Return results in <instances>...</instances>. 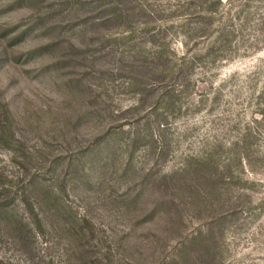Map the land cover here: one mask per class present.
Here are the masks:
<instances>
[{
    "label": "rangeland",
    "instance_id": "1",
    "mask_svg": "<svg viewBox=\"0 0 264 264\" xmlns=\"http://www.w3.org/2000/svg\"><path fill=\"white\" fill-rule=\"evenodd\" d=\"M33 174L89 218L80 264H183L211 224L195 264H264V0H0V185Z\"/></svg>",
    "mask_w": 264,
    "mask_h": 264
},
{
    "label": "trees",
    "instance_id": "2",
    "mask_svg": "<svg viewBox=\"0 0 264 264\" xmlns=\"http://www.w3.org/2000/svg\"><path fill=\"white\" fill-rule=\"evenodd\" d=\"M224 38V37H223ZM212 52V50H211ZM162 57L159 55V58ZM181 61L176 64H172L169 67L162 68L157 66L158 73L166 77L169 74L178 73L181 69L189 67L194 64V58L188 59L186 54L181 56ZM176 66H178L176 68ZM161 122L160 124H163ZM211 163V162H209ZM184 169V168H183ZM186 169V168H185ZM35 174V172H34ZM34 174L26 183L19 185V189H13L10 185H0V236L1 238L12 237L13 242L18 246L26 257L35 258L37 256V241L42 238L43 241H50V236L55 233L59 238L63 237L64 234H71V240L69 243L64 245L63 259L59 260L53 254L49 257L47 264H64L67 261L70 264H80L79 254H90L87 248L84 249L86 244L85 227L89 223V218L84 215H78L72 206L65 202L62 195L57 194L55 187H48L44 191L46 196L39 194L40 182L36 183ZM213 180V177H210ZM176 179V178H175ZM185 186L189 185L187 179H185ZM39 187V188H38ZM210 188V187H209ZM208 189V188H207ZM211 190V188H210ZM21 191V205L15 206L13 199L14 193ZM196 194L199 192V188L195 190ZM206 195L208 191L206 190ZM211 195V194H210ZM209 197V196H207ZM156 209V208H155ZM155 209L153 211H155ZM47 210L54 212L52 213V222L49 226L45 224V217L42 211ZM58 215V216H54ZM216 230L214 225H209L206 229H199L192 238H187L182 243L180 251L175 253V257L171 260L173 262L183 264H195L197 256L193 255L192 248L196 244L201 243L203 252L210 255L213 248L215 247L216 241ZM57 244L61 242L56 241ZM49 247H54L53 245ZM84 249V251H83ZM181 257V259H177ZM83 258H81L82 260ZM1 260V259H0ZM62 262V263H59ZM205 264H212V262H206Z\"/></svg>",
    "mask_w": 264,
    "mask_h": 264
}]
</instances>
